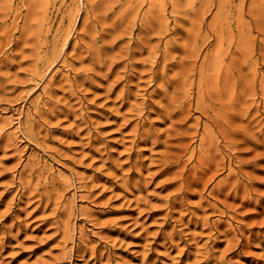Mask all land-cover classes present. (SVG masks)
Returning a JSON list of instances; mask_svg holds the SVG:
<instances>
[{"label":"rangeland","instance_id":"obj_1","mask_svg":"<svg viewBox=\"0 0 264 264\" xmlns=\"http://www.w3.org/2000/svg\"><path fill=\"white\" fill-rule=\"evenodd\" d=\"M85 1L0 0V264H264V159L250 161L246 144L230 148L247 162L230 166L229 211L221 202L214 211L209 195L228 170L172 204L164 147L141 136L169 125L150 106L158 83L148 67L132 73L127 56L102 58L133 46L145 15L154 24L163 14L161 0L152 10L136 0L129 23L115 13L112 44L108 29L83 25L93 20ZM165 2L160 44L198 37V70L229 37L230 114H242L238 125L254 118L264 137V0Z\"/></svg>","mask_w":264,"mask_h":264},{"label":"bare ground","instance_id":"obj_2","mask_svg":"<svg viewBox=\"0 0 264 264\" xmlns=\"http://www.w3.org/2000/svg\"><path fill=\"white\" fill-rule=\"evenodd\" d=\"M35 2H30L32 8L30 9L29 20H32L34 14L38 12H35L34 9L36 7ZM85 2L90 5L88 12L91 13L93 20L89 23L87 20L90 18L87 15L83 25L92 31L93 28L100 25L102 29H108L107 34L111 38L110 44L115 42L121 33L118 34L121 28L113 15L117 12L121 13L122 16L119 14V17L126 21L128 20L127 17L137 8L136 0H86ZM150 2V10H152L154 1L150 0ZM159 3V10L163 14L160 16L158 11L159 17L155 19L157 21L158 18L162 19L161 25L160 22L158 25L155 21L160 27L158 32L156 31V38H153L151 34L157 27L155 28V23L150 21L154 20L150 11L145 15V23L140 29L142 36L136 39L133 46L129 44L124 52L119 54L113 52L107 54L108 58H106L107 55L102 58L111 64L117 62L119 57L127 56L131 61L125 64L130 66L132 73L141 77V73L144 71H138L137 68L148 67L154 84L158 83L156 84L155 95L159 99L152 100L150 106L158 113H162L159 120L165 123L169 122V125L162 130L154 128L152 125L148 130H144L141 136L144 137L143 142H148L149 138L156 136V140L159 141L158 145L164 147V150L160 151L158 162L161 164L160 172L169 174L166 181L167 185L172 188V191L167 195L170 202L176 204L175 200L184 199L191 195L194 192L191 189L192 186H201L202 191L205 190L209 187L210 182L216 179L221 170H228L224 178L217 180L210 187L209 195L215 200L211 203L214 211H217L216 202H221L224 208L229 211L230 206L225 200H222V196L224 195L226 200L230 197V166L235 159L242 163L247 162L244 159H239V155L231 153L230 148L234 150L238 149L240 145L246 144V148L254 152L253 157L249 159L250 161L264 159V137L260 138V134L254 129L253 122H256L254 118L250 117L245 125H238L233 120L241 118L242 114L235 109L230 114V62L228 63L227 58L229 56H227L228 53L226 54L223 46L224 39L229 41V37L218 38L216 46L211 50V55L204 58L198 70L196 64L199 45H201L198 37L185 34V44L176 41L170 44L167 40L163 42V45L160 44V41H163L162 35L165 30L166 21H163V15L166 13V2L161 0ZM38 15L40 14L38 13ZM70 15H73V12ZM110 18L111 20H109ZM124 24L125 22L121 25ZM94 39L95 37L91 38V40ZM207 45L210 46L211 43ZM172 52L179 53L181 56L176 57L171 54ZM154 64L155 66H153ZM195 76H198L197 80L193 78ZM262 86L264 94V81ZM193 110L199 111L203 121L198 117L193 119ZM262 121H264V117ZM163 136L165 139L162 140ZM187 155L188 157L184 158ZM191 162H193L192 167L188 168ZM240 176L237 175L235 183ZM200 194L203 196L204 193L200 192ZM184 203L185 201L181 200L179 204L181 206ZM220 212L223 214L225 210H220ZM215 227L218 228L217 222H213L212 228Z\"/></svg>","mask_w":264,"mask_h":264}]
</instances>
